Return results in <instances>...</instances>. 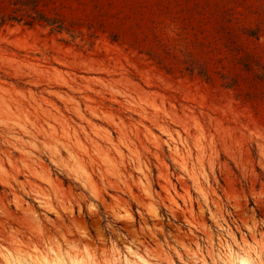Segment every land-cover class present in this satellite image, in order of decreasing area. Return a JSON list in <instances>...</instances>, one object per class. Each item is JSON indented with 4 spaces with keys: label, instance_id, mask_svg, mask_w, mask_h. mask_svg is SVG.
Returning <instances> with one entry per match:
<instances>
[{
    "label": "rangeland",
    "instance_id": "374dc122",
    "mask_svg": "<svg viewBox=\"0 0 264 264\" xmlns=\"http://www.w3.org/2000/svg\"><path fill=\"white\" fill-rule=\"evenodd\" d=\"M262 165L264 0H0V224L163 237L264 209Z\"/></svg>",
    "mask_w": 264,
    "mask_h": 264
},
{
    "label": "clouds",
    "instance_id": "9594fccd",
    "mask_svg": "<svg viewBox=\"0 0 264 264\" xmlns=\"http://www.w3.org/2000/svg\"><path fill=\"white\" fill-rule=\"evenodd\" d=\"M232 207L236 215L188 220L186 231L163 237L156 234L163 229H138L130 215L116 217L127 219V228L108 222L95 240L49 216L24 228L0 224V264H264V209L240 214Z\"/></svg>",
    "mask_w": 264,
    "mask_h": 264
},
{
    "label": "trees",
    "instance_id": "16d2710c",
    "mask_svg": "<svg viewBox=\"0 0 264 264\" xmlns=\"http://www.w3.org/2000/svg\"><path fill=\"white\" fill-rule=\"evenodd\" d=\"M34 15L38 16V21L45 22L48 26H51L53 30L55 31H62L66 30L65 25L62 21L58 20L56 17L47 16L43 14L42 12H39V10L35 9L33 10ZM68 181V180H65Z\"/></svg>",
    "mask_w": 264,
    "mask_h": 264
}]
</instances>
